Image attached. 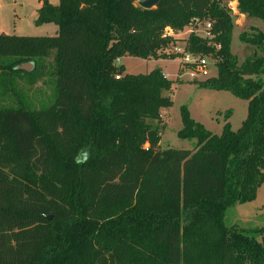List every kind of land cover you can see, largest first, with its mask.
I'll use <instances>...</instances> for the list:
<instances>
[{
	"label": "trees",
	"instance_id": "1",
	"mask_svg": "<svg viewBox=\"0 0 264 264\" xmlns=\"http://www.w3.org/2000/svg\"><path fill=\"white\" fill-rule=\"evenodd\" d=\"M137 1L41 0L35 24L55 25V36L0 33V264H264V228L249 236L224 223L264 184V0H158L151 10ZM232 2L263 24L240 34L255 50L241 64ZM193 20L211 21L220 46L185 39L216 60V77L197 87L246 101V117L232 131L226 111L216 136L181 107L177 137L194 149L161 151L174 82L160 69L124 74L116 61L165 60L174 40L164 29ZM46 70L53 92L35 108L24 87Z\"/></svg>",
	"mask_w": 264,
	"mask_h": 264
},
{
	"label": "rangeland",
	"instance_id": "2",
	"mask_svg": "<svg viewBox=\"0 0 264 264\" xmlns=\"http://www.w3.org/2000/svg\"><path fill=\"white\" fill-rule=\"evenodd\" d=\"M46 1L56 6L59 0ZM134 5L138 7L137 2ZM40 7L41 1L39 0H0V33L16 37L55 36L57 32L55 25L35 24L36 12ZM229 8L233 25L230 49L238 64H241L246 58L253 56L255 50L240 42V34H250L252 29H257L255 27L263 28V24L259 20L248 19L239 14L236 10V4L233 2L229 3ZM198 34L201 35V31ZM187 37V32L183 31L173 42L162 45L160 52L164 54L165 60L125 58L122 61L124 74L146 75L154 69H160L161 72L168 75L171 82H174L171 90L165 93L166 96L170 97L172 106L169 110L161 113L159 122L161 129L159 149L161 151L167 149H194V140H181L177 137V132L182 127L180 120L181 107L185 106L191 119L216 136L221 133L226 111H229L231 115L227 122L230 124L232 131H236L246 117V101L239 100L227 92L199 89L196 83L206 79L190 82L187 76H181L183 73L179 69L180 61L177 58L171 60V57L174 56L173 47L182 45ZM51 62V59L47 60V63L51 64ZM116 66L120 67V65ZM44 73V78L33 87H24L31 105L35 108H40L43 104L49 102L53 92L50 85L49 70ZM210 73L212 77H216V67L211 68ZM262 79L264 81V77ZM21 86L23 87V85ZM224 223L227 227L235 226L245 231L249 236H251L248 233L249 231L264 228V184L258 189L253 202L236 205L228 209L224 217Z\"/></svg>",
	"mask_w": 264,
	"mask_h": 264
},
{
	"label": "built area",
	"instance_id": "3",
	"mask_svg": "<svg viewBox=\"0 0 264 264\" xmlns=\"http://www.w3.org/2000/svg\"><path fill=\"white\" fill-rule=\"evenodd\" d=\"M185 29L183 31H186L188 36L192 34L205 41L207 47L219 50V45L211 43L214 38L211 34V21L193 20L189 27ZM200 31L202 33L201 35L198 34ZM182 32H173L171 29L166 28L162 32L161 38L175 40ZM185 46L186 44L183 43L182 45H176V47H173V55L180 61L179 69L183 73L181 76H187L190 82L212 78L210 69L215 67L216 60L211 56L192 54L186 50ZM118 62L119 61L117 60L116 65H119ZM118 78L119 77H116V79Z\"/></svg>",
	"mask_w": 264,
	"mask_h": 264
},
{
	"label": "water",
	"instance_id": "4",
	"mask_svg": "<svg viewBox=\"0 0 264 264\" xmlns=\"http://www.w3.org/2000/svg\"><path fill=\"white\" fill-rule=\"evenodd\" d=\"M158 3V0H138L137 1V5L139 8L143 9V10H151L153 9ZM33 66L32 64H25L22 65L20 67H18V69H22L24 71H30L32 70ZM47 221L51 220V217H46Z\"/></svg>",
	"mask_w": 264,
	"mask_h": 264
},
{
	"label": "crops",
	"instance_id": "5",
	"mask_svg": "<svg viewBox=\"0 0 264 264\" xmlns=\"http://www.w3.org/2000/svg\"><path fill=\"white\" fill-rule=\"evenodd\" d=\"M39 1H41V0H39ZM41 4H42V2H41ZM236 4V3H235ZM255 28H257L258 30H262L263 28H260V27H255ZM123 59H125V58H122V59H120V60H118L119 62V65H121L122 66V61H123ZM162 71V70H161ZM163 73V72H162ZM125 74H127V73H125ZM163 75L165 76V78L167 79V80H169L170 81V79H169V77H168V75L167 74H165V73H163Z\"/></svg>",
	"mask_w": 264,
	"mask_h": 264
}]
</instances>
